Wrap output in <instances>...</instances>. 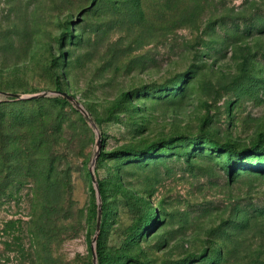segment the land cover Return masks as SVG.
<instances>
[{"label": "rangeland", "instance_id": "374dc122", "mask_svg": "<svg viewBox=\"0 0 264 264\" xmlns=\"http://www.w3.org/2000/svg\"><path fill=\"white\" fill-rule=\"evenodd\" d=\"M31 95L0 264H264V0H0V109Z\"/></svg>", "mask_w": 264, "mask_h": 264}, {"label": "trees", "instance_id": "16d2710c", "mask_svg": "<svg viewBox=\"0 0 264 264\" xmlns=\"http://www.w3.org/2000/svg\"><path fill=\"white\" fill-rule=\"evenodd\" d=\"M39 96H29L23 99H19V100H11V102H9V108L8 107H2L5 110L0 109V124L2 122H4L7 125L11 126V122H17V123H31L33 122V118H32V112H27L26 110L22 111H15V109L21 107L24 104H29L30 102L33 101H37L39 100ZM58 99H61L62 102L65 103H69L71 104L72 102L69 101L67 98L65 97H58ZM20 103V104H19ZM1 108V107H0ZM9 109V110H8ZM5 142L10 145V148L6 149L5 148V153L6 154H12L11 156H14L15 158H19V156H22V152L21 151H16L14 148V145L11 146V144L13 143L10 140L11 135H5ZM6 144V145H7ZM99 183V182H98ZM100 195L101 198L103 197L102 192L100 190ZM101 209H105L104 203H103V199H102V207ZM105 212V211H104ZM95 251H96V257H97V263L98 264H105V262H107L109 255L107 252L102 251V247L101 244H99L98 242H96V246H95Z\"/></svg>", "mask_w": 264, "mask_h": 264}, {"label": "water", "instance_id": "95a60500", "mask_svg": "<svg viewBox=\"0 0 264 264\" xmlns=\"http://www.w3.org/2000/svg\"><path fill=\"white\" fill-rule=\"evenodd\" d=\"M57 92H59L60 94L66 96L68 99L72 100V101H76V98L70 94H67L65 91H61V90H56ZM13 95H17L18 96V93H13ZM31 96H36V95H31ZM78 105L80 106V109L81 111H83L85 113V109L78 103ZM90 177H91V181L96 189V192H97V197L98 199L100 200V194H99V190H98V187H97V181L95 179V176H94V173L93 171L91 170L90 168ZM98 219H97V226H98V223H99V216L101 214V204L100 202L98 203ZM94 238L92 239V242H91V250H92V255L93 257L95 258L96 254H95V245H94Z\"/></svg>", "mask_w": 264, "mask_h": 264}]
</instances>
